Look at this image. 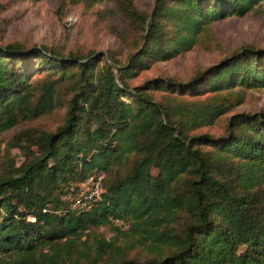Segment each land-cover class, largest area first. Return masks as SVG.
Returning a JSON list of instances; mask_svg holds the SVG:
<instances>
[{
  "label": "trees",
  "instance_id": "1",
  "mask_svg": "<svg viewBox=\"0 0 264 264\" xmlns=\"http://www.w3.org/2000/svg\"><path fill=\"white\" fill-rule=\"evenodd\" d=\"M101 1L60 0L56 12L66 2ZM108 4L134 30L124 63L109 53L102 61L103 52L0 44V131L51 111L57 83L34 85L5 57L41 56L74 77L61 124L15 135L22 159L0 175V257L5 264H264V110L226 115L246 89L264 86V46L244 44L189 80L127 83L190 49L212 21L264 0ZM224 115L222 133L201 130ZM95 170L105 172L100 195L74 207L80 182ZM108 222L126 227L144 255L105 238L81 250V235Z\"/></svg>",
  "mask_w": 264,
  "mask_h": 264
},
{
  "label": "rangeland",
  "instance_id": "2",
  "mask_svg": "<svg viewBox=\"0 0 264 264\" xmlns=\"http://www.w3.org/2000/svg\"><path fill=\"white\" fill-rule=\"evenodd\" d=\"M60 0H0V44H12L21 49L33 45H45L46 51L54 48L61 52L87 53L103 52L104 57L112 55L119 63L125 62V57L135 45L134 30L126 22L113 13L108 0L101 2L64 5L60 15L56 7ZM139 8L147 9L154 0H133ZM244 44L264 46V5L256 10L242 15H231L212 21L199 35L198 41L187 51L167 60H159L148 68L140 71L136 76L127 80L128 86L142 83L144 80L155 77H167L177 81L192 78L197 72L218 62L231 51ZM5 57V65H15L25 71L32 84L57 79L55 92V107L38 117L22 119L14 126L0 131V175L13 171V167L22 159V153L17 146L15 135L26 128L53 130L65 118V110L73 88L74 77L71 73L62 74L59 64L41 56L28 58H14L9 62ZM102 61L98 62L100 66ZM22 62V63H21ZM26 62V63H25ZM161 92H155V94ZM189 91L185 94L189 97ZM175 95L176 93H170ZM203 93L202 96H205ZM264 110V86L250 88L244 91L243 101L230 110L232 112L248 111L259 112ZM224 117L213 125L201 130L214 135L223 132L226 120ZM133 162L130 157L120 164L121 169H127ZM127 228L129 222L127 221ZM114 222H108L90 229L82 234L79 240L81 250L96 249L95 239H114L122 246H127V253L131 256L142 257L144 248L137 243H131L132 238L123 234L126 227H116ZM116 227V228H115ZM130 243L128 244V242ZM89 253V251H88ZM8 260L0 257V264ZM86 259L84 264H86Z\"/></svg>",
  "mask_w": 264,
  "mask_h": 264
},
{
  "label": "built area",
  "instance_id": "3",
  "mask_svg": "<svg viewBox=\"0 0 264 264\" xmlns=\"http://www.w3.org/2000/svg\"><path fill=\"white\" fill-rule=\"evenodd\" d=\"M105 176L103 170H95L87 176L85 180L80 182V192L72 198V205L76 208H85L89 203L96 199L102 190V180Z\"/></svg>",
  "mask_w": 264,
  "mask_h": 264
}]
</instances>
